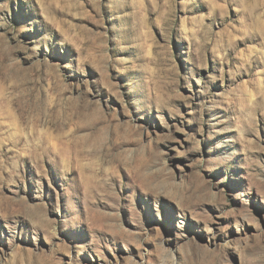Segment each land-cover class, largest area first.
<instances>
[{"label":"rangeland","instance_id":"374dc122","mask_svg":"<svg viewBox=\"0 0 264 264\" xmlns=\"http://www.w3.org/2000/svg\"><path fill=\"white\" fill-rule=\"evenodd\" d=\"M0 264H264V0H0Z\"/></svg>","mask_w":264,"mask_h":264}]
</instances>
